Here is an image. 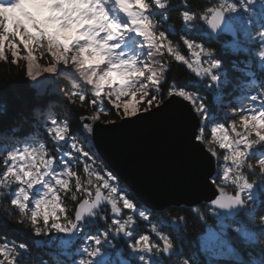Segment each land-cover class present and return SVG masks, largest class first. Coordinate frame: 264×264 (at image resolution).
<instances>
[{
  "label": "clouds",
  "instance_id": "obj_1",
  "mask_svg": "<svg viewBox=\"0 0 264 264\" xmlns=\"http://www.w3.org/2000/svg\"><path fill=\"white\" fill-rule=\"evenodd\" d=\"M169 3L170 0H131V2L129 0H111V2L109 0H19L14 7L0 6V25H3V31L0 32V60L6 58L5 48H7L14 63L16 58L21 61L19 69L22 70L25 67L24 62H26L28 69L26 76L29 81H37V78L42 77L45 73L52 74L51 78L55 85L54 94L61 100L86 109L89 113L88 119L93 122L112 123L113 116L123 120L124 116L130 112L146 111L152 100L160 103L165 95L163 90L157 86L159 81L165 80L167 70V63H161L163 56L161 50H168V46H171L169 55L175 58L181 54L180 44L173 43L166 37L165 31L161 30L163 23L168 20V16L164 14L162 18H157L153 13L156 9H165ZM241 4L246 7L244 0H241ZM133 10L138 14L135 19L129 16ZM109 13L113 16L119 14L123 20L127 21L121 30L123 35L132 36L130 34L135 33L136 36L142 38V41H138L132 36L136 40L134 51L120 49L116 44L105 43L113 38L111 34L100 40L97 39L100 32L105 31L103 28L97 30L99 24L107 18ZM191 13L192 15L186 17L185 10H183L179 11L177 16L186 30H195L197 20L207 23L202 19L203 14ZM108 28L112 33L117 31L111 23ZM135 29H140V31ZM261 33H264V30L258 31L256 36L262 41L264 35ZM178 39L184 45L187 42L191 43L189 51L195 59L192 60L190 57L186 60L191 63L193 69L200 67L207 71L213 67L212 56L208 55V53L214 54L213 49L202 48L200 43H196L194 39L183 34ZM6 41L7 45H5ZM73 44L75 47H70ZM18 45H23L26 55L19 56ZM261 52H264V44L261 45L259 54ZM45 53H48V56H45ZM202 57H206V59H202ZM201 59L203 60L202 64H198ZM261 69L264 70V60H262ZM203 74L202 72L201 76ZM208 75L211 76V73L208 72ZM28 86L31 87V85ZM166 95H169V92ZM146 100L148 103H145ZM105 101L111 105V109H115V112L107 109L105 104L103 107L101 106ZM229 111L231 110L229 109ZM32 116L37 121L38 127H42L57 145L66 138L67 142L72 140L69 136L70 124L67 118L59 119L52 110L42 111L39 108L32 110ZM83 118V116L80 117L81 120ZM21 119L24 123L28 122L26 116H22ZM200 123L204 124L203 117ZM259 126L257 125V127ZM84 127L87 129L88 125ZM214 127L218 128L215 133L212 132ZM214 127L211 128V139L206 137L204 127H200L198 134L195 135V140L200 141L217 160L222 159L225 162L218 166V175L221 177V184L218 187L227 194H232L235 191L239 196L243 177L248 175V172L244 171L246 169L254 173L250 176L251 183L264 184V163H253L249 159L235 157L231 151H227L222 158L219 156L215 145H219L221 141L227 142L229 138L225 134V129L220 126ZM69 147L83 155H88L80 143L73 141L69 143ZM56 150L59 152V147ZM245 151L247 150L245 149ZM48 154L49 150L45 143L40 142L35 134L31 137L30 143H25L22 147L12 145L0 152V159H3L5 164L12 158L13 162L18 165L14 175H8L5 171L0 172V199L10 194L11 186L17 184L22 175L23 182L15 192L19 203L14 210L8 211V220L38 234L56 231L77 236L86 225L85 217L95 219L99 216L101 219L103 218L101 209L96 207V196L92 191L93 189L97 190L98 183L94 176L95 169L89 171L88 168H91V165H88V168L84 169V174L88 179L84 180L81 176H76L74 165L65 166L64 178L49 180L41 191L40 197L32 201L33 205L39 203L41 207L39 209L28 207L26 197L27 193L31 191L28 177L33 173L34 168L39 171L36 161L43 160V157ZM65 155H70V153L65 152ZM50 162L51 157L49 156ZM23 169H27V171ZM97 169L102 170L103 165ZM59 175V172L56 173V176ZM72 178H75L74 184L71 183ZM110 179L116 180L115 177H110ZM244 195L243 203L250 211L253 208V203L250 201L253 200L247 198V192ZM63 197H68V199L65 200ZM104 198L111 201L119 199V195L109 190ZM0 206L9 208V205ZM33 211L42 214L38 225L33 222L35 219L32 215ZM65 211L67 215H65ZM45 214L48 215L51 222L43 219ZM77 214H79V223L78 219L74 218L77 217ZM253 220L260 229L264 230V210L253 213ZM148 222L151 225V232L155 226V236H166L171 248V251H164L163 245L158 246L156 241L152 240L149 258L155 257L160 264H189L186 259L181 261L175 258L180 245L179 238L174 234L161 233L156 223L150 220ZM57 224H62V228L56 227ZM107 230L115 233L120 229H114L110 223H107ZM103 232L104 229L99 230L97 234V238L101 241L105 239ZM83 239L84 244L80 248L75 252L69 250L66 253L70 259L73 255L79 257V259H73L72 264H91V253L96 251V245L88 243L90 239L88 232L83 233ZM258 243L264 246V231L258 238ZM110 245H112L111 240L104 247ZM128 246L131 250V241H128ZM136 247L142 248L143 244H138ZM0 248L4 249L3 260H0V264H13V262L27 264L23 257L27 256L30 250L24 243L12 247L0 245ZM86 250L87 254H85ZM132 258H136L135 252H132ZM91 259H95V257H91ZM44 264H48V262L45 261ZM137 264H139L138 259Z\"/></svg>",
  "mask_w": 264,
  "mask_h": 264
},
{
  "label": "trees",
  "instance_id": "obj_2",
  "mask_svg": "<svg viewBox=\"0 0 264 264\" xmlns=\"http://www.w3.org/2000/svg\"><path fill=\"white\" fill-rule=\"evenodd\" d=\"M218 3L219 0H170L168 7L163 10L156 9L153 13L157 18H162L164 14L168 16V20L163 23L161 30L165 31L166 37L171 39L173 43L180 44V53L186 59L191 57L194 60L195 57L188 47L178 39L181 34L194 39L196 43H200L205 48L213 49L215 57L221 61V68L219 69L220 81L215 84L210 78L200 80L187 65L176 61L166 49H162L161 63H167L165 80L161 85L165 93L163 101L171 86L175 85L178 88L188 85L186 90L193 93L196 105L203 103L207 109L203 116L204 124L202 127H204L205 135L208 139H211V128L215 123H224L226 127L231 124L233 117L229 112V106L235 108L237 113L251 115L252 113L247 107L249 103H253L257 109L264 105L263 88L257 89V87H254L251 93L252 85L262 78V75L253 71L251 67L256 69L253 60L256 55H259L258 50L262 45L258 42L255 35L258 31L264 30V0H253V3L248 5L247 11L241 9L239 13L234 14L238 18V21L235 20L234 23L238 26L239 31L238 38L235 39L213 40L206 33V23L204 21L197 20L196 29L190 31L186 30L182 26V22L177 18L179 11L188 10L204 14L207 8L217 6ZM132 34L136 35L135 33L130 35ZM135 38L138 41H142L141 37L135 36ZM18 46L20 49L19 56L25 55L23 45ZM196 51H199V49H196ZM5 56L4 60H0V152L10 147L9 143L4 140L8 135L15 134L19 137L21 135L16 133L17 131L26 133L30 129L32 130L29 134L30 137L35 134V137H42L41 140L44 139L46 141L45 144L52 145V140L42 127L32 128L31 126L32 123H36L34 125L38 126L37 121L32 116L33 109L39 108L42 111L50 109L58 115L59 119H68L70 124L69 136L72 138L71 141H68V145L73 141L80 143L84 151L88 152V155L84 156L81 152H76L73 149V155L75 157L78 156L73 160V164L70 159L65 160L70 166L74 165L77 175L84 180L88 179L84 174L86 164L94 168H99L100 165H103L101 174L105 171L109 172L106 166L82 141L79 134V118L88 116L87 110L80 108L78 105H72L66 100H61L59 96L54 94L55 85L51 78L52 74L45 73L42 77H38L37 81H29L26 76V62H24L25 67L21 70L19 69L21 61L16 58L14 63L13 57L7 51V48ZM45 56H48L47 53H45ZM202 59H206V57H202ZM28 85H31V87ZM251 95L257 96L255 102L247 101ZM219 97H222V103L218 99ZM104 104L107 109H111V105H108L107 101ZM111 110L115 112V109ZM22 116L28 117L27 123L22 121ZM234 118L237 121L239 120V116ZM119 120L113 116L115 123ZM103 124H108V122ZM229 129L231 128L229 127ZM237 130L243 131L239 125ZM235 138L239 139V137ZM215 148L222 158L225 153L217 145H215ZM257 149H259V146H257ZM253 151H256V155L249 156L248 159L256 163L260 157V151H264V149H254ZM220 161V165L225 163L222 159ZM3 168V159H0V170ZM218 179V184L220 185L221 177L219 176ZM71 183H75V178H72ZM113 183L120 190V195L127 194L137 204L136 222L142 230V234H148L156 240L157 237L151 232L149 222L142 221L139 218L138 213L143 209L135 201L133 195L118 180ZM73 191H75V188H73ZM92 191L94 193V189ZM105 191L107 192V190ZM253 193H256L257 198L252 210L242 212L235 220H227L219 213L203 206L191 210L170 209L159 215L148 214L150 221L156 223L164 233L174 234L179 238L180 245L177 248L176 259L181 261L186 259L189 264H264V246L258 243V238L264 230L260 229L253 220V213H259L264 210V195H262L264 186L258 183ZM11 196L10 193L0 199V205H9V208L0 206V245L15 246L24 243L30 250V253L23 257L27 264H44L45 261L48 264H72V260L79 259V257L73 255L70 259L66 253L69 250L75 252L76 249L84 244V240L80 239L81 237L83 238L81 233L92 232L93 234H98L92 228L85 226L77 240L71 243L67 249H62L58 235L60 232L51 231L47 234H36L34 231L26 230L8 220V211L10 209L14 210V206L10 204ZM63 198L65 200L68 199V197ZM102 214L109 216L108 223H110L112 217L110 207L104 208ZM124 214L125 216L130 214L129 210L125 209ZM99 224V230H103L105 222L100 221ZM237 228H241L248 233L249 238H242L235 232ZM212 236L215 237L214 241L211 240ZM221 240L225 241V243L229 240L235 248L236 262L230 259V255L228 256L226 249L220 243ZM111 241L112 247H104L102 253L104 261L132 259L127 254L130 250L127 249L126 244L120 237L117 236ZM117 250L124 254L117 256Z\"/></svg>",
  "mask_w": 264,
  "mask_h": 264
},
{
  "label": "snow or ice",
  "instance_id": "obj_3",
  "mask_svg": "<svg viewBox=\"0 0 264 264\" xmlns=\"http://www.w3.org/2000/svg\"><path fill=\"white\" fill-rule=\"evenodd\" d=\"M18 2L19 0H0V6L14 7ZM109 2H111V0H109ZM129 2H131V0H129ZM252 3L253 0H244V5H246V7H244L241 4V0H238V2L237 0H219L217 6L209 7L205 10L204 14L202 15V19L207 21V25L211 28L212 32H216L217 29H219L222 25L229 27L231 26L229 24V21H231L233 17H231L228 14H237L240 12L241 9L247 11L248 5ZM185 14L186 17L192 15V13L188 10H185ZM137 15L138 14L135 12V10L129 13V16L133 19H135ZM126 22L127 21L123 20L119 14L113 16L112 14L109 13L107 15V18L101 21L99 24L97 30L103 28L105 29V31L100 32V35L97 36V39L100 40L102 37L111 34L113 38L111 40L105 41V43L109 45L116 44L119 46L120 49H128L130 51H134L136 40L132 36H125L121 33V30L123 29V25ZM109 23H111L113 26L116 27L117 30L116 33H112L111 29L108 28ZM135 30L140 31V29H135ZM2 31H3V25H0V32ZM21 31H23L22 28ZM261 35H264V33H261ZM262 42H264V40H262ZM5 45H7V41L5 42ZM185 45L188 47V49L192 46L190 42H187ZM70 47H75V44L71 45ZM170 50H171V46H168L167 52L169 53ZM208 55L212 56L213 67L207 69V71H205L200 67L193 69L191 63L187 62L185 56L182 54L176 56L174 59L178 62H182L184 65H187V67L195 74L197 78H200V80H203L204 78H210V80L213 83L218 84L220 81L219 69L221 68V61L217 59L215 55L212 53H208ZM259 55L261 57V60H264V52H261ZM202 62L203 60L201 59L200 61H198V64H202ZM202 72L204 73L203 76H201ZM208 72L211 73V76L208 75ZM163 82L164 81H159L157 83V86L161 88ZM187 87L188 85L177 88L175 85H173L168 90L169 96H179L186 101L192 102L193 106L196 107V111L201 115V117H203L204 114L207 112L205 105L203 103H200L197 106L195 104L193 93L187 91L186 90ZM149 99L152 98L149 97ZM218 99L222 103V97H219ZM250 99L251 102H255L257 100V96L252 95ZM145 103H148V101L146 100ZM162 103L163 100L160 103H156L155 100H152V103L148 104V109L146 111H136L134 113L130 112L124 116L123 120L131 121V119L134 117L139 119L141 114L152 115L154 112H161L159 106ZM153 104L155 105L154 107ZM101 106L102 107L104 106V102H102ZM247 107L248 110L253 114L242 115L240 113H237L235 108L229 106V109L231 110L229 112L232 114L233 117L229 127L231 128L232 133H235V137H239V139L236 138L233 139V136H231L229 132L226 130L224 123H215V126H220L226 130L225 134L229 138L227 142L221 141L218 145L219 148L225 149L227 151H231L233 156L235 157H243L245 159H248L249 156L256 155V151H253L254 149L256 150L264 149V105H262L261 108L257 109L254 107L253 103H249ZM154 108L155 111H153ZM165 108H167V106H165ZM236 116H239L238 121L234 118ZM112 123L115 122L113 121ZM238 125L243 129L242 132L237 130ZM257 125L260 126L257 127ZM87 130L90 132L92 131L90 125H88ZM216 131H218V128L214 127L212 129V132L215 133ZM253 134H254V138H253ZM192 135L195 136L196 132L193 131ZM64 141L65 143H67V140ZM257 146H259V149H257ZM245 149L247 151H245ZM17 155H19V153H17ZM63 155L68 156L65 155V153ZM211 155L213 156L212 153ZM49 156L51 157L50 163H49ZM9 162L11 163L9 164ZM257 162L264 163V151H260V157ZM55 163H56L55 156H52L50 154L45 155L43 157V160L36 161V164L39 165V171H36L34 168L33 173L30 174L28 177V181L31 184V191H35V193L39 197L41 195V192L39 189H34V186L39 185L44 189L45 186L48 184L49 180H62L60 177H63V170L65 166L69 165V163L65 161L63 164L62 171L59 172L60 175L56 176V173L58 172L55 170L54 167ZM17 166H18L17 163H14L13 159L10 158L6 163V170H5L6 174L14 175ZM86 168H88L87 164L85 165L84 169ZM93 169H95L94 176L98 180V183L96 185L97 190L94 191V195L96 196V207L100 208L101 211H103L102 206L110 207L112 213L110 224L114 229L118 228L120 230L116 231L115 233L107 230V223L109 221V216L107 214H103L102 219L99 216L96 217L95 219H90L85 217L87 221L85 226L88 228H92L97 233H99V228H100L99 222L100 221L105 222V224L103 225V229H104L103 235L105 239L103 241L97 238V234L88 232L90 237L89 239L90 244L96 245V251H93L91 253V257H95V259H91L90 257L91 264H137V259L139 260V264H160V262L155 257L149 258L151 253L152 240L154 239L148 234H142V230L139 228V225L136 222L137 204L134 202L133 199L129 198L127 194L124 195L119 194L120 190L114 183H112L113 180L110 179V177L116 178V176L112 172L105 171L103 172V174H101L100 169L94 168L92 166L91 168H88L89 171H92ZM23 170L27 171V169H23ZM246 172H248V175L243 177V183L239 189V196L236 195L235 191L232 194H227L221 188L218 187L217 188L218 194L215 195V199L211 200V204L219 209L229 210V212L246 211L247 210L246 205H244L243 203L245 199L244 194L245 192H247L248 194L247 198L250 200H254L253 190L257 187V184H253L250 181V176L253 175L254 173H252L250 170H247ZM76 176H78L77 173ZM22 182H23V176L21 175V177L17 181V185H19L17 189L20 188ZM101 185H103V187H101ZM261 185L264 186V184ZM25 187H27V185H25ZM48 187H51V185H48ZM89 187H91V185H89ZM105 190H107V192L110 190L117 193L119 195V199H113L111 201L105 199L104 198L106 195ZM15 192L14 195H12L10 198V203L14 206V208L19 203V199L15 196ZM262 195H264V193H262ZM29 198H30V192L27 193V197H26L28 207H30V203H31V207H34L36 209H39L41 207L39 203L33 205L32 201L34 199L31 200V202L29 203ZM125 209L129 210L130 214H127L125 216L124 214ZM32 215L35 218L33 222L38 225L42 214L38 211H33ZM65 215H67L66 211H65ZM138 215L142 221L150 220L149 214L143 210H140ZM78 217L79 214H77V217L74 218L78 219ZM43 219L45 221H49L48 215L46 214L43 215ZM78 223H79V219H78ZM55 226L58 228H62V224H57ZM236 231L241 232L242 230L240 228H237ZM154 232H155V226H153L152 233ZM160 232L163 233L164 231L160 229ZM73 234L75 233L73 232ZM117 236L120 237L121 240L126 244L128 250H130L128 246V241L132 242V248L127 254L130 257H132V252H135L136 254L135 259L132 258V259L116 260V261H104L102 259L104 245L108 244L109 240L115 239V237ZM217 239L219 240V238ZM155 241L158 246L163 245L164 251H171L170 245L168 243V238L166 236L160 235L159 237H157ZM220 243L221 245H223L224 242L220 241ZM138 244H143V247L142 248L136 247V245ZM109 247H112V245H110ZM3 253H4V249L0 248V256L3 257ZM85 254H87V250ZM122 254L124 253L117 250L116 252L117 256ZM161 254L163 255V253ZM13 264H15V262H13Z\"/></svg>",
  "mask_w": 264,
  "mask_h": 264
},
{
  "label": "water",
  "instance_id": "obj_4",
  "mask_svg": "<svg viewBox=\"0 0 264 264\" xmlns=\"http://www.w3.org/2000/svg\"><path fill=\"white\" fill-rule=\"evenodd\" d=\"M208 29L213 36L235 33L232 26L222 25L216 32L209 26ZM159 107L161 112L141 114L139 119L134 117L131 121L120 120L109 125L94 122L90 125L91 132L83 124V132L139 202L151 210L162 212L203 203L213 207L211 200L218 192L209 179L215 177L217 158L206 152L200 141L195 142L192 132L197 134L199 119L193 103L170 96ZM107 150L113 153L105 155ZM135 152L143 158H137ZM181 152L186 153L182 156ZM193 174L200 177L206 189L185 193L186 188L182 191L180 186L190 183ZM72 237L68 233L63 243H69Z\"/></svg>",
  "mask_w": 264,
  "mask_h": 264
},
{
  "label": "bare ground",
  "instance_id": "obj_5",
  "mask_svg": "<svg viewBox=\"0 0 264 264\" xmlns=\"http://www.w3.org/2000/svg\"><path fill=\"white\" fill-rule=\"evenodd\" d=\"M113 153V151L107 150L105 152V155H111ZM186 152H181L180 154L182 156L185 155ZM135 155L137 156V158H143L141 153L135 152ZM190 183L188 184H181L180 189L183 191L184 188H186L187 191H183L185 193H193V191L195 189H197L196 191L200 190V189H206L204 187V184L202 183L200 177H198L197 175H192L190 178ZM208 190V189H207ZM194 191V192H196ZM208 191H211L210 189Z\"/></svg>",
  "mask_w": 264,
  "mask_h": 264
},
{
  "label": "rangeland",
  "instance_id": "obj_6",
  "mask_svg": "<svg viewBox=\"0 0 264 264\" xmlns=\"http://www.w3.org/2000/svg\"><path fill=\"white\" fill-rule=\"evenodd\" d=\"M230 15H232V16H234L235 17V15L234 14H230ZM237 18H234L233 20H236ZM232 21V20H231ZM233 22V21H232ZM236 27H238L237 25H235ZM256 36V35H255ZM256 38L258 39V42H260V43H262V41L259 39V37L258 36H256ZM264 43V42H263ZM227 131H229L228 129H226ZM226 152V151H225ZM34 189H39L40 190V192L41 191H43V188L41 187V186H39V185H37V186H34ZM37 198H39V196L37 197ZM60 236H62V235H59V238H60ZM73 240H71L70 239V241H74L75 240V238H76V236H73Z\"/></svg>",
  "mask_w": 264,
  "mask_h": 264
}]
</instances>
